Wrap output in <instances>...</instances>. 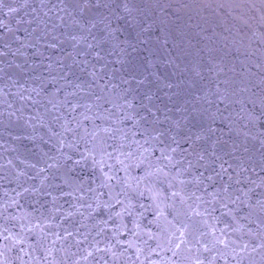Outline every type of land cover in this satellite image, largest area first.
I'll use <instances>...</instances> for the list:
<instances>
[{
  "label": "snow or ice",
  "instance_id": "obj_1",
  "mask_svg": "<svg viewBox=\"0 0 264 264\" xmlns=\"http://www.w3.org/2000/svg\"><path fill=\"white\" fill-rule=\"evenodd\" d=\"M117 7L122 14H126L124 18L133 17L127 0ZM33 11L36 13V27L31 31L42 33L37 37L38 41L50 37L56 43H46L45 47L54 49L67 41L74 50V54H69L70 63L64 62L68 57L56 61L60 70L48 83L21 88L15 93H5L0 87V96L12 95L19 99L23 107L31 103L44 108L43 113L37 112L29 120H37L41 126L51 125L50 139L55 141L53 146L57 155L49 157L51 162L46 161V167H41L37 175L46 172V169H55L52 177L56 179L67 161H72L76 167L90 160L94 170L92 183L97 187H89V192L95 194L98 189H106L109 200L124 205V210L132 207L131 196L144 197L147 194L158 216L162 214L160 205L163 203L171 210L172 216L167 221L173 229L167 237V250L171 253L168 264H216L218 260L224 264H232L233 261L241 264L253 253L264 255V199L258 198L252 204L250 193L254 189L243 187L255 183L251 177L256 175L257 169L264 173V88L260 84H253L252 87L245 85L239 91L233 88L229 93L227 89L221 91L217 87L214 112L207 108L199 112L194 107L189 109L185 102L184 105H175V110L182 116L173 120L167 114L172 111L167 104L162 109L155 103V93H145L140 97L133 95L137 91L131 87L135 77L126 79L120 75L125 69L113 66L117 63L123 65V59H109L112 51L120 47L115 43L119 30L113 27V19L121 17L106 0H40V8ZM150 19L137 21L142 33L151 34L158 30L154 29L155 21L149 22ZM133 20L137 18L133 17ZM0 27L4 25L0 23ZM61 28L78 31L57 35V30ZM96 30H99V35ZM109 42H113L112 51L105 47ZM18 43L21 47L34 46L31 40L28 43L18 40ZM140 43L144 41L140 40ZM164 43H168L167 38ZM3 47L7 44L0 45V49ZM18 53L20 48L12 55ZM37 54L43 55L39 51ZM5 55L0 50V57ZM8 64L23 70L27 60L25 64H13L12 61ZM47 67L51 69L53 65L49 63ZM192 71L203 79L201 72ZM4 72V68L0 67V80H3ZM9 79L15 86L17 81ZM135 83L139 87L144 84V79L135 80ZM49 87L55 88V92L49 93ZM164 87L171 89L173 85L168 83ZM69 88L71 91H68ZM61 92L64 93L62 99L57 95ZM239 92L250 93L245 100L232 101L241 104V111L245 113L246 123L242 131L235 127L227 103L231 96ZM42 93L46 95L43 100ZM168 99L171 101L172 96L169 95ZM2 102L7 104L8 109L13 108L12 102ZM207 103L212 104L213 101L208 100ZM221 104L223 108L219 107ZM17 112L22 114V108L7 114L12 117ZM3 114L0 112V116ZM240 136L243 140L238 139ZM65 148L78 153L79 159L73 160L72 155L64 151ZM157 152L159 155H156ZM67 171L72 172L73 168ZM47 179L48 176L43 177V180ZM55 187L63 191L62 185ZM36 191L35 188H23L22 192L16 193V197ZM15 204L17 200L13 198V204L7 207ZM104 205L115 206L108 202ZM140 207L145 206L141 204ZM148 207L152 209V205ZM244 209H247L245 215H236ZM217 212L219 215H216ZM254 213H258L257 218L260 219L257 231L244 233L251 239L238 243L232 238V232L242 229L233 228L222 218L227 217L234 224H239L240 220L251 222ZM221 222L225 223V227L218 228ZM36 227L41 229L36 241L38 245L47 239V226L44 224L27 228L21 225L20 233L15 236L0 234L4 242L0 244V264H67V260H59L53 252L65 251L63 241L72 236V232L65 229L64 236L55 233L56 239L51 241L50 246L42 248L43 255L37 257L36 245L22 246L27 239L24 233H32ZM149 238H152L151 234ZM113 239L115 245L110 242L104 248L94 246L95 252H104L116 260L113 249L121 241L118 236ZM58 241L60 249L56 248ZM83 242L76 240L77 247ZM128 247L133 248L134 245L129 241ZM137 252L136 259L139 260V250ZM91 256L93 251H87L83 259ZM73 264H79V261H73Z\"/></svg>",
  "mask_w": 264,
  "mask_h": 264
},
{
  "label": "water",
  "instance_id": "obj_2",
  "mask_svg": "<svg viewBox=\"0 0 264 264\" xmlns=\"http://www.w3.org/2000/svg\"><path fill=\"white\" fill-rule=\"evenodd\" d=\"M106 2L121 17L113 19V27L119 30V38L115 43L120 47L112 51L113 42L105 45L112 51L109 59L124 60L123 65L117 63L113 66L125 69L120 75L126 79H144V84L139 87L133 80L131 87L137 89L133 95L140 97L145 93H155L153 99L157 105L163 109L167 104L172 109L167 113L171 119L181 118L182 113L175 110V105H184L185 102L189 109L194 107L199 112L207 108L214 112L217 107V87L221 91L227 89L229 93L233 88L239 91L245 85L252 87L253 84H260L264 88V83H261L264 81V0H127L137 20H133V17L124 18L126 14H122L117 7L125 0ZM39 8L40 0H0V23L4 25L0 27V45L7 44V47L0 49L6 53L0 57V67L5 70L0 87L4 88L5 93H15L21 88L48 83L60 70L56 61L68 57L64 62L70 63L69 54H74L71 43L67 41L60 48L54 49L45 47L46 43H56L50 37L37 40L42 33H32L31 30L36 27V13L33 10ZM9 9L15 11L10 12ZM148 17H151L149 22L155 21L154 29H158L151 34L142 33L137 22ZM74 31L78 29L61 28L56 34ZM96 31L99 35V30ZM165 38L167 44L164 43ZM18 40L25 43L31 40L34 46L21 47ZM140 40L144 43L141 44ZM17 48H20V53L13 56ZM37 51L43 55H38ZM8 61L25 64V67L23 70L18 69L10 66ZM49 63L53 65L51 69L47 67ZM192 69L201 72L203 79L196 76ZM9 78L17 81L15 86L11 85ZM168 83L173 85L171 89L164 87ZM48 92H55V88L49 87ZM57 95L62 99L64 93ZM169 95L172 96L171 101ZM249 95L247 92H239L227 101L235 127L241 131L246 123L245 113L241 111V104L232 101L245 100ZM45 98L46 95L42 93L41 99ZM4 100L12 102L13 108L8 109L7 104L2 102ZM208 100L213 103L208 104ZM219 107L223 108L224 105ZM20 108L22 114L17 112L15 116H8L9 111ZM0 112L4 113L0 116V234L15 236L20 233L21 225L25 228L37 224L46 225L47 239L41 244H36L41 234L39 227L33 228L32 233H24L27 239L22 246L26 248L29 244L36 245L35 255L39 257L43 255L41 249L50 246L51 241L56 239L54 234L59 232L64 236L67 229L72 232V236L63 241L65 251L53 252L59 260H67V264L77 260L79 264H105L106 261L107 264H140L141 261L143 264H168L171 253L167 250V237L173 230L167 223L172 219L170 209L162 203V214L158 216L155 205L146 194L144 197L131 196L132 207L124 210V205L109 200L106 189H98L95 194L89 192V187H97L92 183L94 170L90 160L76 167L72 161H67L57 173L56 179L52 177L55 169H46V172L37 175L41 167H46V161L51 162L49 157L57 155L53 146L55 141L50 139L51 125L41 126L37 120H29L37 112L43 113L44 108L31 103L23 107L18 98L6 95L0 96ZM238 139L243 140V137ZM64 151L72 155L73 160L79 159L78 153L70 152L67 148ZM68 168H73V171L68 172ZM18 173L21 175L18 176ZM44 176H48V179L43 180ZM251 179L255 183L243 187L254 189L250 193L251 203L254 204L256 199H264V173L257 169ZM57 184L62 185L63 191L55 187ZM23 188H35L37 191L16 197V193L22 192ZM13 198L17 204L7 207L13 204ZM104 202L115 206L105 207ZM141 204L145 207H140ZM149 205H152V209H149ZM246 212L247 209H244L236 215L243 216ZM258 215L254 213L251 222L240 220L239 224H234L227 217L222 220L232 224L233 228L242 229L232 232V238L242 243L251 239L244 233L257 231L260 223ZM217 227L223 228L225 223L221 222ZM121 232L123 235H120ZM149 234L152 238H149ZM114 236H118L121 241L113 249L116 260L104 252H95L94 246L104 248L110 242L115 245ZM76 240L84 242L77 247ZM97 241L100 243L97 244ZM129 241L134 245L133 248L128 247ZM60 247L58 241L56 248ZM86 250L93 251V256L87 260L83 259L87 255ZM137 250L139 260L136 259ZM216 264L224 262L218 260ZM241 264H264V255L253 253Z\"/></svg>",
  "mask_w": 264,
  "mask_h": 264
}]
</instances>
